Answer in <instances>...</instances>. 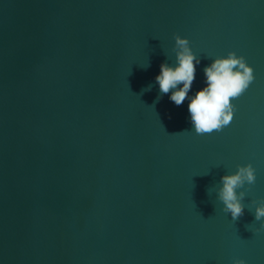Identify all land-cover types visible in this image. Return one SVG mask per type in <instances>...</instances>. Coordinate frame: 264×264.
Wrapping results in <instances>:
<instances>
[{
    "label": "water",
    "instance_id": "95a60500",
    "mask_svg": "<svg viewBox=\"0 0 264 264\" xmlns=\"http://www.w3.org/2000/svg\"><path fill=\"white\" fill-rule=\"evenodd\" d=\"M176 34L200 56L189 96L229 51L254 69L221 132L156 102ZM249 163L233 222L217 191ZM261 198L264 0H0V264H264Z\"/></svg>",
    "mask_w": 264,
    "mask_h": 264
},
{
    "label": "clouds",
    "instance_id": "9594fccd",
    "mask_svg": "<svg viewBox=\"0 0 264 264\" xmlns=\"http://www.w3.org/2000/svg\"><path fill=\"white\" fill-rule=\"evenodd\" d=\"M174 41L175 66H169L166 62L161 63L160 73L155 77L160 92L156 102L164 94L171 92L170 100L176 106L188 100V112L192 125L190 131L194 130L197 135L223 131L231 124L237 110L232 101L243 95L255 80L254 69L246 62L244 56H238L234 51H229L227 56H217L212 59L213 62L203 69L206 87L189 96L195 79L196 65L200 63V56L193 53L190 41L186 37L176 34ZM149 66L148 63L142 67ZM151 88L152 85H148L142 92L150 91ZM236 167L237 170L233 174L221 177L222 186L217 191V199L223 204L222 211L226 214L230 213L233 222L244 215L245 205L242 201L249 190L245 186L256 182V170L252 164ZM239 189L245 190L238 191ZM250 206L249 211L254 209L252 213L255 221L260 222L255 232L257 234L264 232V198L251 200ZM233 264H246V261L237 258L233 260Z\"/></svg>",
    "mask_w": 264,
    "mask_h": 264
}]
</instances>
